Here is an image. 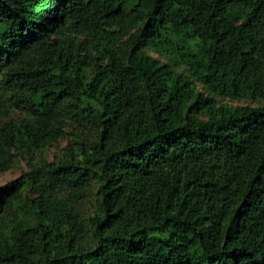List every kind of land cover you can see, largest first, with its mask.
I'll use <instances>...</instances> for the list:
<instances>
[{
    "label": "trees",
    "instance_id": "trees-1",
    "mask_svg": "<svg viewBox=\"0 0 264 264\" xmlns=\"http://www.w3.org/2000/svg\"><path fill=\"white\" fill-rule=\"evenodd\" d=\"M19 159L0 264H264V0H0Z\"/></svg>",
    "mask_w": 264,
    "mask_h": 264
},
{
    "label": "rangeland",
    "instance_id": "rangeland-1",
    "mask_svg": "<svg viewBox=\"0 0 264 264\" xmlns=\"http://www.w3.org/2000/svg\"><path fill=\"white\" fill-rule=\"evenodd\" d=\"M150 52L156 54L154 50H151ZM222 102L227 103H233V104H251V105H258L260 103L259 100H253L250 98H242V99H231L229 97H224L221 99ZM65 143V141H62V145ZM55 150V147H52L48 152L52 156L53 151ZM28 168L25 160L19 159L16 164L11 167L8 170L0 172V185L6 183L7 181L17 177L22 171L26 170ZM93 199H96V194H93Z\"/></svg>",
    "mask_w": 264,
    "mask_h": 264
}]
</instances>
